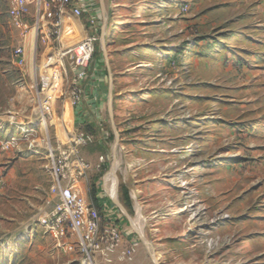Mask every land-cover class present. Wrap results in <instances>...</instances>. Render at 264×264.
Segmentation results:
<instances>
[{
	"label": "rangeland",
	"instance_id": "1",
	"mask_svg": "<svg viewBox=\"0 0 264 264\" xmlns=\"http://www.w3.org/2000/svg\"><path fill=\"white\" fill-rule=\"evenodd\" d=\"M105 4L113 72L105 86L112 83L121 133L111 180L132 222L104 192L116 144L109 98L104 135L71 121L61 101L40 118L32 59L44 70L57 49L31 31L29 66H18L21 32L0 0V264H68L35 221L57 201L51 147L79 130L95 135L81 148L92 167L89 197L108 203L140 241L135 261L119 264H155L151 254L160 264H264V0ZM84 36L83 23L69 15L63 44ZM102 54L99 39L92 62ZM141 234L153 243L151 254Z\"/></svg>",
	"mask_w": 264,
	"mask_h": 264
},
{
	"label": "built area",
	"instance_id": "2",
	"mask_svg": "<svg viewBox=\"0 0 264 264\" xmlns=\"http://www.w3.org/2000/svg\"><path fill=\"white\" fill-rule=\"evenodd\" d=\"M6 3L13 27L21 32V43L14 54L18 66L26 69L29 66L27 47L31 31L35 41L41 40L57 49L44 63V70L36 57L32 59L31 87L38 116L43 119L52 116L60 101L68 109L77 107L83 101V82L100 39L99 17L90 15L87 28L91 32L65 46L66 10L71 7V14L79 20L84 14L82 0H6ZM176 64L173 60L172 65L176 67ZM94 141L93 133L79 130L65 142L51 147L52 188L57 201L39 214L36 226L55 241L57 248L76 252L77 264L132 263L140 247L139 239L112 216L111 206L101 207L89 197L84 183L91 164L81 154V148ZM107 180H104V192L113 200L114 194L107 192ZM5 184L6 174L0 168V190Z\"/></svg>",
	"mask_w": 264,
	"mask_h": 264
},
{
	"label": "crops",
	"instance_id": "3",
	"mask_svg": "<svg viewBox=\"0 0 264 264\" xmlns=\"http://www.w3.org/2000/svg\"><path fill=\"white\" fill-rule=\"evenodd\" d=\"M77 5V4H76ZM82 5L84 9L83 16L79 19L83 23L85 35L91 32V28H87V21L90 15H97L100 19V40L103 29L104 14L102 0H82ZM106 5V4H105ZM107 7V6H106ZM71 7L67 11V17L71 15ZM109 14V13H108ZM109 16V15H108ZM113 72L109 65L108 57H106L104 51L103 54L98 56L93 62H91L89 67V74L87 79L83 82L84 85V97L83 101L75 108L70 110L71 121L80 126L89 125L91 129L95 130L97 135L100 136L106 134L102 128L99 127L100 121H105V112L104 108L106 107V98H109L110 84L106 87L107 79H111ZM109 111V110H108ZM121 134V133H120ZM117 165H121L117 160ZM117 167V166H116ZM92 168V167H91ZM112 176V174H111ZM117 189V188H116ZM100 204V205H99ZM99 206H103L106 203H99ZM108 206H110L107 203ZM106 210V209H104ZM138 214L143 221L142 207L138 205ZM143 230V226L140 227ZM148 241H150L147 238ZM153 250V246L151 247ZM66 251V250H65ZM69 262L72 264H77L78 254L72 251H66ZM153 259L160 261V256L158 254L153 255ZM53 264H62V263H53Z\"/></svg>",
	"mask_w": 264,
	"mask_h": 264
},
{
	"label": "water",
	"instance_id": "4",
	"mask_svg": "<svg viewBox=\"0 0 264 264\" xmlns=\"http://www.w3.org/2000/svg\"><path fill=\"white\" fill-rule=\"evenodd\" d=\"M102 6H103L104 22H103V29H102L100 42H101V46L103 48V51H104L106 57H108L107 50H106V34H107V29H108V18H109V16H108L107 7L105 5V0H102ZM111 82H112V79H111ZM108 110H109V116L111 119V123H112L113 130L115 133V138H116V144L114 146V151H113L114 165L116 166L117 165L116 153H117V149H118L119 143H120V133H119L118 127H117L116 122H115V110H114V98H113L112 83L110 85V90H109ZM113 169H114V166H113ZM115 174H116V171H115ZM113 202L124 211L127 218L132 222V218H131L130 214L127 212L125 206L121 203V201L119 199V187H118V185H117V189L115 190V193L113 195ZM141 239L144 242L147 249L149 250V253L151 254V252H152L151 247L153 246V243L151 241H148L147 239H145L142 235H141ZM153 260H154L155 264H160L159 261H156L155 259H153Z\"/></svg>",
	"mask_w": 264,
	"mask_h": 264
},
{
	"label": "bare ground",
	"instance_id": "5",
	"mask_svg": "<svg viewBox=\"0 0 264 264\" xmlns=\"http://www.w3.org/2000/svg\"><path fill=\"white\" fill-rule=\"evenodd\" d=\"M115 170H116V167H115V165H114V169H112L111 170V172H109V174L107 175V179H109L110 180V189H111V191L113 192V194L115 193V187H114V185L112 184V180H111V174L112 173H114L115 172ZM145 239H147L143 234H141Z\"/></svg>",
	"mask_w": 264,
	"mask_h": 264
},
{
	"label": "trees",
	"instance_id": "6",
	"mask_svg": "<svg viewBox=\"0 0 264 264\" xmlns=\"http://www.w3.org/2000/svg\"><path fill=\"white\" fill-rule=\"evenodd\" d=\"M97 204H99L98 202H96ZM100 205V204H99Z\"/></svg>",
	"mask_w": 264,
	"mask_h": 264
}]
</instances>
